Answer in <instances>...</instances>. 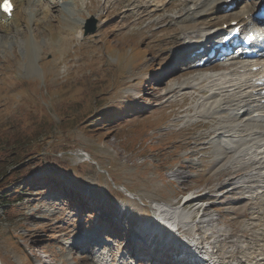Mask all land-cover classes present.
<instances>
[{
  "label": "rangeland",
  "instance_id": "rangeland-1",
  "mask_svg": "<svg viewBox=\"0 0 264 264\" xmlns=\"http://www.w3.org/2000/svg\"><path fill=\"white\" fill-rule=\"evenodd\" d=\"M167 1L149 24L123 19L111 0H46L45 18L27 11V26L3 20L10 22L0 28V264H91L87 250L69 245L76 234H89L86 227L117 259L126 257L121 248L137 220L190 193L201 199L195 203H211L215 231L240 238L243 224L259 221L250 220V198L237 187L246 171L222 168L227 154L214 151L228 121L209 109L217 99L211 92L221 91L211 76L238 65L184 71V53L211 29L200 19L195 31L193 22L185 21L187 28L171 21L179 8ZM262 4L239 0L232 8L242 13ZM222 7L207 19L234 17ZM186 43L195 45L178 56ZM125 192L133 196L127 219L115 222L104 207L114 210Z\"/></svg>",
  "mask_w": 264,
  "mask_h": 264
},
{
  "label": "bare ground",
  "instance_id": "bare-ground-1",
  "mask_svg": "<svg viewBox=\"0 0 264 264\" xmlns=\"http://www.w3.org/2000/svg\"><path fill=\"white\" fill-rule=\"evenodd\" d=\"M11 1L13 10L10 17L0 12V28L6 27L5 23L8 20L2 21V19L6 20L7 17L8 19L14 17L13 23L18 18L17 22L27 26L30 21L25 18L26 16L24 17V12L29 11V14H32L33 17L36 13H39L45 18L49 11L45 3L46 0ZM163 1L111 0V3L115 6L121 5L125 14L123 19L126 20L131 17L134 20L141 19L139 22L147 21L146 24H149L155 20L152 19V16L156 13L159 14L163 9ZM234 1L236 0H184L180 3L179 1L176 2V0L167 1L168 4L171 2L172 6L175 5L179 8L169 17L171 21L176 20L177 22H175L179 23V25L183 24L184 27L188 26L187 28H190L187 22H193L194 20L196 22L197 19H200V21L198 20L199 23L209 25L206 26V29H211V31L205 33L198 46L191 50L187 48L189 50L188 53L199 46L207 44L224 29V24H229L234 20H237L238 24L245 22L246 16L252 18L254 12L264 10V8H260L264 6L262 4L257 5V9L250 7L242 13L234 14V17H226L224 21L218 16L213 19H207V17L213 16L216 9H219L223 3H232ZM188 2L192 4L189 7H187ZM153 6L156 8H153ZM172 6L170 5V8ZM37 7L40 8L37 9ZM232 11H235V9ZM21 16L24 18L21 19ZM179 18H184L185 20H179ZM34 22L37 21L35 20ZM195 22H193L192 26L193 31L199 24ZM171 25L176 26L175 23H171ZM76 26L80 29L81 25ZM252 29L257 30L256 28ZM65 36L67 39L70 38L67 33ZM190 44L191 47L195 45L194 43H186L181 46L179 51L176 50L178 56L179 52ZM253 66H260V69L253 71L251 70ZM213 77L215 80H219L217 84L220 86L221 91L216 92L218 89H215L214 92L210 91L216 95L215 98L217 99L213 101L211 104L213 107L211 106L212 108L209 109H212L213 114L226 115L225 118L228 121V123H222L219 126L222 129L216 132V137L220 141L216 143L217 145H214V151L216 154L221 155L223 154L221 149H223L227 154L225 162L223 161L225 158L220 160L222 168L227 169L233 166L240 169L241 173L246 171L238 179L237 187L242 186L241 192L250 198L251 204L249 205L248 203L251 213L250 220L258 218L257 220L259 221L243 224L238 230L241 233H237V237L239 236L240 238H236V234L232 230L215 231L213 226L216 218L207 213V209H209L207 204L204 201L195 203V199H198V202H201V199L194 198L193 193H190L184 195L182 204L179 201L177 204L171 203L160 207L151 217L138 222L140 227L146 223V227L149 226L152 230L156 229V226H163L164 228L162 230L159 229V233L155 234V237L157 235L162 237L161 234H163V238H154L151 241H146L144 244H149L150 246L148 245V248L145 249L138 247L131 241H126L129 244L127 245L126 243L121 249L130 251L133 255H135V251L150 255L148 257L156 260L158 264H170L167 263L168 260L171 261V264H177V262L178 264H203L205 263L204 260H207L209 264H264V250L260 248V246H264V190L258 192L264 186V83L260 84V81H264V63L261 60L251 64L242 63L231 69L229 75L220 74ZM228 99L231 100L228 101ZM224 183L226 182L223 181ZM221 185L222 183H220ZM260 210L263 211L259 213ZM122 216L124 215L122 214ZM170 226H175L176 229ZM140 233L143 234L140 236H143L144 239L147 238L148 235L146 233L143 231ZM87 235L84 233L76 234L78 237L70 245L72 248L89 246L88 248L90 249H87L86 253L88 252L93 257L91 264H136L131 261V258L126 259L130 254L126 257L119 256L117 259V255L113 254L110 248H104L105 251L109 249L106 252L104 250L100 251V249L96 252L95 248L92 249L90 245L95 242L93 241L94 239L100 241L101 237L97 238V231H90V234ZM232 237L234 238L231 240ZM223 241H226V243ZM254 245H256V248H254ZM175 256H179L180 260L175 259Z\"/></svg>",
  "mask_w": 264,
  "mask_h": 264
},
{
  "label": "snow or ice",
  "instance_id": "snow-or-ice-1",
  "mask_svg": "<svg viewBox=\"0 0 264 264\" xmlns=\"http://www.w3.org/2000/svg\"><path fill=\"white\" fill-rule=\"evenodd\" d=\"M2 7H3V10L6 13H10L11 12V4L9 3V0H4V3L2 5Z\"/></svg>",
  "mask_w": 264,
  "mask_h": 264
},
{
  "label": "trees",
  "instance_id": "trees-1",
  "mask_svg": "<svg viewBox=\"0 0 264 264\" xmlns=\"http://www.w3.org/2000/svg\"><path fill=\"white\" fill-rule=\"evenodd\" d=\"M3 174V173H2Z\"/></svg>",
  "mask_w": 264,
  "mask_h": 264
}]
</instances>
